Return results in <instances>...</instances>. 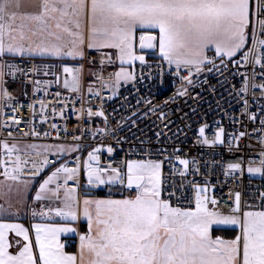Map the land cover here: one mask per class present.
I'll return each instance as SVG.
<instances>
[{
	"label": "snow or ice",
	"instance_id": "6c2138e0",
	"mask_svg": "<svg viewBox=\"0 0 264 264\" xmlns=\"http://www.w3.org/2000/svg\"><path fill=\"white\" fill-rule=\"evenodd\" d=\"M20 7L19 0H0V58L9 54L21 57L38 54L83 59L87 24L89 49L116 50L121 67L114 73L115 81H105L102 75L97 77L103 86H111L113 92L121 80L135 79L124 64L132 65L137 60L146 62L143 54L137 55V42L141 52L158 50L162 60L169 66L175 65L177 74L181 67L190 73L195 68L198 73L205 63L214 64L207 56L210 47L222 63L224 58L231 59L241 53L249 41L250 25L252 47L243 51L241 59L245 64L259 66L260 75H264V0H40L34 12L11 10ZM235 63L239 65L240 61ZM63 70L72 74L71 79L63 81L64 87L79 92V75L70 67ZM22 71L15 64L0 60V110L11 107L8 101L14 99L4 87L5 76L14 77L16 72ZM251 79L254 77L245 80L241 93L248 92ZM252 87L264 89V85L252 84ZM88 91L92 93L93 89L89 87ZM244 104L247 108L246 99ZM40 106L43 109V101ZM85 111L89 117L104 116L103 111L80 109L82 115ZM250 118L256 119L255 115ZM12 123H17L15 117ZM261 123L264 124V120ZM199 132L203 143H209L204 136L205 127ZM32 134L39 135L34 129ZM223 134L220 128L211 142L223 143ZM239 135L243 137L245 133ZM2 147L8 158L3 171L7 179L19 181L25 174L36 177L52 165L55 170L40 183L35 199L59 200L63 192V207L54 210L56 215L71 222L81 218L78 189L67 187L68 181L78 175L79 163L76 167H68L67 163L57 167L49 160L53 149L57 156L70 154L80 150L78 144H32L21 149L4 140ZM28 149L39 159L19 154ZM98 151L94 149L88 154L90 161L98 162L99 157L94 154ZM108 151L113 150L109 147ZM260 157L259 166L249 162V173L264 175V152ZM179 162L187 168V160ZM28 164L32 170L25 173ZM161 169L162 162L153 160L129 161L124 174L116 168L102 169L88 164L89 185L123 184L126 176L127 187H135L136 195L124 199H93L85 195L82 203L87 231L79 235L78 255L66 252L65 245L59 242L61 233L76 232L67 224L33 225L38 244V252H34L23 225L0 223V264H264V210L242 212L241 196L237 192L231 214L224 215L209 208V203L217 201L205 195L207 188L202 186L195 187L194 208L173 206L170 199L162 198ZM227 169L243 171L242 163H229ZM61 179L63 187L59 183ZM21 182L27 190L30 181ZM174 195L169 193V197ZM0 211H4L2 206ZM47 214L39 213L40 216ZM33 215L37 213L34 211ZM213 225H239L240 234L230 240L214 238ZM13 230L29 241L16 253L9 250L11 244L7 240V233Z\"/></svg>",
	"mask_w": 264,
	"mask_h": 264
},
{
	"label": "built area",
	"instance_id": "2783aa9c",
	"mask_svg": "<svg viewBox=\"0 0 264 264\" xmlns=\"http://www.w3.org/2000/svg\"><path fill=\"white\" fill-rule=\"evenodd\" d=\"M251 47L250 27L249 41L241 53L224 58L222 63L215 52H208L214 64L205 63L198 73L195 68L190 73L181 67L177 74L175 65L146 58V62L132 65L135 79L121 83L115 92L97 78L102 75L105 81L114 82L117 59L113 50L92 51L83 59L84 79L79 92L57 83L60 68L55 60L5 57L3 61L23 71L16 72L14 77L5 76L4 87L14 99L8 101L11 107L0 110V142L78 144L79 151L59 156L52 151L49 160L57 167L60 163L76 167L79 163L80 171L67 187L81 193L99 190L98 186L88 184V164L116 168L124 174L129 161L153 160L162 162V198L170 199L173 206L194 208L195 187L201 185L208 189L205 195L217 201L210 203V209L231 214L235 194L239 192L242 212L263 210L264 177L247 171L249 162L259 166L260 153L264 152V89L252 87L264 85V75H260L259 66L245 64L241 59L243 51ZM89 64L95 66L92 80L85 78ZM250 77L254 79L249 82L248 92L241 93ZM87 87H93L92 93ZM81 108L103 111L104 116L89 117L86 111L82 115ZM252 115L256 119H251ZM13 117L16 124L12 123ZM201 127H205L204 136L210 141L207 144L200 135ZM220 128L224 130L223 143H212ZM33 129L39 135L32 134ZM241 132L245 133L243 137ZM94 149H99L94 153L98 162L88 158ZM34 158L39 159L35 155ZM179 160H187V168ZM237 162L242 163L243 171L227 169L229 163ZM26 167L30 169H25V173L32 170L31 164ZM54 170L49 165L37 176ZM59 183L63 187V179ZM169 193L175 195L169 197Z\"/></svg>",
	"mask_w": 264,
	"mask_h": 264
},
{
	"label": "crops",
	"instance_id": "0c3cea01",
	"mask_svg": "<svg viewBox=\"0 0 264 264\" xmlns=\"http://www.w3.org/2000/svg\"><path fill=\"white\" fill-rule=\"evenodd\" d=\"M19 3L21 5L19 9H11V10H17L20 12H34L37 10L40 0H19ZM250 27H249V30H250ZM153 31L157 32L158 30H153ZM84 33H85L84 58H86L90 52L96 51L97 49H89L86 46L87 37H88V25L87 24L85 25ZM138 35H139V30L137 31V36ZM103 49L110 50V48H103ZM103 49H98V50H103ZM111 50H114L116 52L115 49H111ZM136 51H137V55L143 54L145 58H160L158 50H155L153 53L141 52V50L139 49L138 42H137ZM208 52H215V50L213 47H210L207 53ZM24 56H32V57H37V58H48V59H53L57 61L72 60L77 63L82 61V59L79 57L73 58V57H68V56L56 57V56H51V55L41 56L38 54H33V55L25 54ZM5 57H21V56L9 54V55H6L0 58V60H3V58ZM120 67H121V64L119 60L117 59V66L115 67L114 73L118 72L120 70ZM123 67H125L130 72L132 71V65H129L126 63L123 65ZM90 70H92V72ZM94 70H95V67L93 66V64H91L88 69V74L90 72L94 73ZM8 143L10 144L11 142H8ZM20 148L27 149V147H23V146H21ZM0 149H1L0 151V182L1 181L4 182L3 187L0 188V206H2L4 209V211H0V223H15V224L23 225V227L28 230L29 240L32 243L34 252H38V244L36 243V240H35V228L33 227V225L37 223L49 224V225L67 224L68 226L75 228L76 232L75 233H61L59 236V242L65 245L66 252L75 253L78 255L79 235L87 231V221L85 218H83V203H82L85 195L93 199H124L126 197H134L136 195L135 187H133L132 189H129L126 186V181H124L123 184L116 183V184H104V185L98 186L99 188L106 190L107 193L105 195H98L90 191L81 193L78 190L77 195L79 196V199L81 201L80 203L81 218L75 222L67 221L64 218L56 215L54 211L57 207H63V196H64L63 192H61L59 200H57L56 198H50V199H44L42 201H37L35 199V194L39 190L40 179H42V177L44 176L31 177L27 174L20 176L21 181H30V184L27 190H25L24 183L22 182L20 183L24 187V192H23L24 196L22 200L18 202V200L13 199L11 201L9 198H7L8 195H10V191H13V193H15V190H14L15 188H13L12 190L10 185L16 183V181L9 180L4 176L3 174L4 161L8 158L5 156V152L2 147V142H0ZM19 154L25 158L26 156H28V158L29 157L34 158V155H33L34 153L30 149H28L26 152L22 151ZM8 166L9 168L11 167V161L8 162ZM124 172L125 173L127 172V166ZM93 185L97 186L95 184ZM208 206H210V203ZM49 209H53V211L49 212ZM34 211L37 213V215L35 216L33 215ZM41 211L48 213V214L46 216H40L39 213ZM245 211H248V210H245ZM224 215H229V214H224ZM217 230H225V231L215 232ZM229 230H235V232H237V235L240 234L239 225H213L212 235L214 238L218 236L226 240L234 239L235 236L229 235ZM7 240L11 244V248L9 250L13 253L18 252L19 249L24 244L29 242V241H25L23 236H17L14 230L9 231L7 233ZM87 260H88V257L86 255L85 261L87 262Z\"/></svg>",
	"mask_w": 264,
	"mask_h": 264
},
{
	"label": "rangeland",
	"instance_id": "374dc122",
	"mask_svg": "<svg viewBox=\"0 0 264 264\" xmlns=\"http://www.w3.org/2000/svg\"><path fill=\"white\" fill-rule=\"evenodd\" d=\"M91 72H92V70H90ZM89 71V72H90ZM89 73L85 78L87 79V80H89V79H91L92 78V74L93 73ZM132 72V71H131ZM82 69H81V76H82ZM122 82H127V81H124V80H121V82H120V84L122 83ZM82 84H83V79L81 78L80 79V87H82ZM119 84V85H120ZM92 88V87H91ZM89 89V87H87V90ZM18 143H20V144H22V145H20V144H18ZM18 143H15V144H17L18 145V147L20 146H23V147H27V146H29V145H32V144H37V145H41L42 143H34V142H32V143H26V142H18ZM11 144H13V143H10V145ZM43 145H46V144H43ZM53 151H55V149L53 150ZM52 173V171H50V172H48L46 175H44V177H42V179H40V183H42L43 182V180L44 179H46L47 178V176L48 175H50ZM250 174H252L253 176H255V177H263L264 175H261V174H256V173H250ZM3 181H1L0 182V188H2L3 187ZM21 183V179L19 180V181H16V183H14V184H12V185H10L11 186V188H12V190H13V188H15L14 190H15V193H13V191H10V195H8V197L7 198H9L11 201L13 200V199H15V200H18V202H20V200H22V198H23V196H24V194H23V192H24V187H23V185L22 184H20ZM198 186H201V185H198ZM51 187V186H50ZM202 187H204V186H202ZM208 190V189H207ZM26 201V200H25Z\"/></svg>",
	"mask_w": 264,
	"mask_h": 264
},
{
	"label": "water",
	"instance_id": "95a60500",
	"mask_svg": "<svg viewBox=\"0 0 264 264\" xmlns=\"http://www.w3.org/2000/svg\"><path fill=\"white\" fill-rule=\"evenodd\" d=\"M154 51H155L154 49L143 50V52H151V53H153ZM64 67H70V68L74 69V72L79 75V65L76 63H65L62 65L61 72L58 74V77H57V83L60 84L64 89H66L63 85V81L65 79H71L72 74L65 73L63 70ZM67 90H69V89H67ZM126 186H127V181H126Z\"/></svg>",
	"mask_w": 264,
	"mask_h": 264
},
{
	"label": "trees",
	"instance_id": "16d2710c",
	"mask_svg": "<svg viewBox=\"0 0 264 264\" xmlns=\"http://www.w3.org/2000/svg\"><path fill=\"white\" fill-rule=\"evenodd\" d=\"M59 63L60 64H64V63H77V62H75V61H72V60H61V61H59ZM264 177V176H263ZM107 192H106V190H101V191H99L98 192V195H105ZM221 232V231H225V230H217V231H215V232ZM229 235H231V236H236L237 235V232H235V230H229Z\"/></svg>",
	"mask_w": 264,
	"mask_h": 264
},
{
	"label": "bare ground",
	"instance_id": "6f19581e",
	"mask_svg": "<svg viewBox=\"0 0 264 264\" xmlns=\"http://www.w3.org/2000/svg\"><path fill=\"white\" fill-rule=\"evenodd\" d=\"M26 158H28V156H26ZM11 161V160H10ZM10 161H8V162H10ZM25 169H27V167H25ZM30 169V168H29Z\"/></svg>",
	"mask_w": 264,
	"mask_h": 264
}]
</instances>
